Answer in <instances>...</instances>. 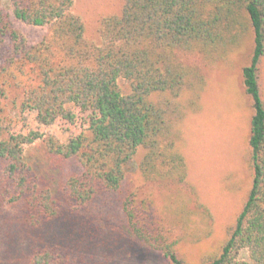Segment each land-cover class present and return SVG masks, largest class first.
Returning <instances> with one entry per match:
<instances>
[{
    "label": "trees",
    "instance_id": "obj_1",
    "mask_svg": "<svg viewBox=\"0 0 264 264\" xmlns=\"http://www.w3.org/2000/svg\"><path fill=\"white\" fill-rule=\"evenodd\" d=\"M123 1L119 14L100 20L99 42L86 37L74 0H10L15 18L49 27L35 43L0 7V192L22 204L20 218L35 241L25 264H70L42 231L115 193H123L132 236L168 264H251L244 249L264 264V0ZM245 47L251 181L218 242H192L194 255L181 228L192 221L190 199L168 202L183 214L181 232L167 229L153 216L149 188L124 187L127 168L143 148V183L185 180L181 123L199 108L208 69ZM31 112L40 123L59 124L67 139L29 129Z\"/></svg>",
    "mask_w": 264,
    "mask_h": 264
},
{
    "label": "rangeland",
    "instance_id": "obj_2",
    "mask_svg": "<svg viewBox=\"0 0 264 264\" xmlns=\"http://www.w3.org/2000/svg\"><path fill=\"white\" fill-rule=\"evenodd\" d=\"M123 5V0H74L72 11L82 18L86 37L99 42L100 20L119 14ZM0 7L9 12L16 28L30 42H38L48 33L47 26H34L15 18L10 0H0ZM247 58L248 48L245 47L227 62L208 69V83L199 108L189 109L181 123L179 146L188 167L184 181L143 183L138 167L143 148L138 149L127 168L124 187L131 183L142 191L149 188L155 198L153 216L167 229L175 232L183 229L194 255H198L199 249L193 248L192 242L197 245L208 240L212 245L218 242L226 225L234 219L251 181L248 166L251 110L241 76ZM27 127L63 140L69 135L57 123H40L36 112L29 115ZM122 195H100L66 220L45 227L42 232L47 231L51 238L59 241L70 264H168L161 253L132 236L121 207ZM6 197L9 199L10 194L4 196L0 192V264H25L36 244L20 218L22 204L9 203ZM175 197L190 199L188 207L199 214L189 212L192 221L181 226L182 229L178 224L182 223L183 212L177 213L175 205L168 203ZM241 257L255 264L246 249Z\"/></svg>",
    "mask_w": 264,
    "mask_h": 264
}]
</instances>
